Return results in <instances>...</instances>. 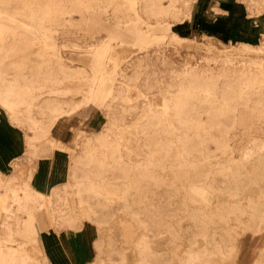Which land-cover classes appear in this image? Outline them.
<instances>
[{"label": "bare ground", "instance_id": "1", "mask_svg": "<svg viewBox=\"0 0 264 264\" xmlns=\"http://www.w3.org/2000/svg\"><path fill=\"white\" fill-rule=\"evenodd\" d=\"M190 1L0 0V134L8 136L0 137V151L31 149L13 155L10 176L0 170V264H50L41 233L64 238L71 264H264V138L251 133L250 122L252 115L264 125V43L196 41L187 46L195 52L174 60L173 28L190 18ZM244 1L248 16L264 10V0ZM76 9L79 23H63ZM99 9L103 21L123 30L129 24L135 41L129 53L110 32L84 51L85 69L60 55L77 39L58 28L78 30ZM88 32L97 36L93 27ZM166 37L172 55L156 80L158 58L138 56L152 42L160 49ZM14 95L20 98L7 100ZM83 109L99 111L104 125L93 135L67 127L79 149L69 157L73 166L61 185L37 191L31 181L39 158L53 160L69 147L54 127ZM151 115L158 121L150 124ZM235 121L249 134L237 155L228 138ZM212 140L215 157L207 149ZM119 163L135 171L113 167ZM164 203L182 210L162 214ZM86 223L95 226L88 229L96 252L90 260L76 236Z\"/></svg>", "mask_w": 264, "mask_h": 264}, {"label": "rangeland", "instance_id": "2", "mask_svg": "<svg viewBox=\"0 0 264 264\" xmlns=\"http://www.w3.org/2000/svg\"><path fill=\"white\" fill-rule=\"evenodd\" d=\"M190 2L192 3V10H191L192 12H191L190 18L187 20L186 23H182L179 25L176 24L173 28L174 29L173 36L177 39V44H176L177 49L175 51V54L174 55L170 54L172 53L171 51L172 47L168 45V37H166L165 43L163 41L161 42L160 49L158 48L157 45H155L156 43L152 42L150 46L148 45L147 50H145L143 54L141 53L138 56V57H141L143 55H146V56L151 55V57H153L154 59L158 58V62H157V59L153 61L154 67L151 73L153 77L154 71L157 70V73L155 75L156 80H158L160 77H163L164 66L162 62H163L164 57L168 59V54L172 55L173 59L178 61L177 59H179L180 56H183L184 54L188 53V51L195 52L194 48L191 47L190 49H187V46L194 44L196 41H201V42L208 41L210 44H213L214 46H218V47H220L221 45L229 44L227 40H231V43H235L234 42L235 40L231 38V35L233 33H231V35L228 34L229 26H226L225 22L224 24H220L221 21L223 23V21H227V20L230 21V19L232 20V17H230V10H229L230 7L229 6L240 7L241 12H243L244 14V19L246 20H251V22H253L252 21L253 19L255 20L256 17L258 18L256 23L253 22L254 24H256L254 25L255 30L253 29L255 33L254 32L249 33L250 35H248L247 37H251L252 35H254L250 43H253V44H257L260 42L264 43V10L262 11V13H260V15H258L259 17L252 16V15L248 16L247 15L248 10L246 8L247 5H246V1L244 0L243 1L242 0H191ZM162 5L167 6L168 0H162ZM217 7L219 8L218 12H216ZM1 11L3 12L2 9ZM237 11L231 14L233 16V20L237 18L236 16ZM102 15H103L102 9H99L98 11L90 10L88 13V22L86 23V25H81L80 29L77 30L75 28H70V29L58 28L59 33H61V31L62 32L65 31V32L70 33L74 39H77L74 45L61 47L60 52H59L60 55H62L63 57L65 56L67 58H70L71 60H74L78 64L86 65V67H83V66H79L76 64L79 67L88 69L87 65L89 64L90 55L84 53V51L90 50V48H96L97 46H99L100 43H102L105 39L109 37L110 32L119 34L120 36L113 37V38H118L119 40H122L125 43V44L122 43V47L125 48L127 52L131 53L130 52L131 46H132L131 43L135 41V35L134 33H131L130 25L129 24L126 25L125 30H123L119 27H116L115 23H111L114 21H103ZM94 17H96V21H92ZM65 18H67L68 21H62L63 23L68 22V23L76 24V23H79V19L81 18V13L77 9L74 11H69L66 14ZM18 22H21L25 25H29L28 21H18ZM260 23H262L263 25ZM152 24L153 26H155L154 23ZM11 26H15V24H12ZM92 27L95 33L94 35H97L96 37H88V36H91L88 30L91 31ZM232 28L235 33H241V32H244L243 30L249 29V25H244V28H240L237 25L236 26L232 25ZM258 31H260V33H256ZM197 34H200V35H197ZM256 35H258V38L256 37ZM24 37L26 38L28 37V39L34 38V36H31L28 33ZM247 39L248 38L246 39L243 38V40H247ZM49 41H59V39L56 36H52V38H50ZM169 66H170L169 63L165 64V71L167 67L169 68ZM209 66L211 69L216 68V64L213 61H209ZM24 83L25 82L23 80H20L21 85H23ZM48 90L52 91L53 89L49 88ZM19 98H20L19 96L14 95L12 97L7 98V100L14 102V101H17ZM242 109L243 108L239 109L238 111ZM230 116H233V115H230ZM250 117H251L250 122L253 124V130L251 133L260 135L261 137L264 138V125L260 124L258 120H256L252 115H250ZM157 118L158 116L151 115L149 117V123L151 124L152 122L154 123L157 122L158 121ZM104 122H105L104 117L96 109H93L92 111H89L88 109H83V110H80L77 114L73 115L71 119L68 120L65 124L64 122L58 123V125L54 127L53 135L58 136L61 141L67 142L69 144L68 145L69 147L67 148L68 150L55 152L57 153V155L61 156L62 158L61 162L64 163L65 170L73 166L72 160H69V157H71V155L74 154L72 152H76L79 150L75 142H73V140H70L73 132L70 129H67V127L69 126L70 127L71 126L81 127L87 132V135H93L92 134L93 130L100 129L104 125ZM62 126H65L64 130H61ZM242 130H243V127L239 125L238 123H236L235 121V129L230 128L229 134H228V138L230 141V147H232L235 150L234 154L236 155H237V150L240 147L241 143H243V141L249 135L247 134V132H244ZM18 132H20L21 134L20 136L23 139V136H24L23 131L18 129ZM26 133L29 135L31 134V132L29 131ZM0 137L2 139L6 138L4 140H7L8 138L5 132L1 133ZM215 148H216L215 142L213 140L210 141L209 146L207 148L209 155L213 157L216 156ZM47 149L48 148H46V150ZM21 151H26V152L21 153ZM21 151L20 153L17 151H13V155L19 154V156H21V155H30L31 153V149H28V148H25V150L24 148H21ZM120 153L122 152L116 151L113 153V155L119 156ZM40 159L43 160L45 158L40 157L39 160ZM113 167L115 168L118 167L120 168V170H122L123 168H127L129 173H133L135 171L134 164L132 163H128V164L119 163V164L113 165ZM9 174L11 175V173H8V174L6 173V175H9ZM135 179L136 178H134V180ZM149 182H150L149 178H145L141 180L142 185L149 183ZM161 190L164 191L163 196H165L166 194L164 193L168 190V186L162 187ZM178 210H182V207L178 205H168L164 203L163 209H160V212L162 214H169V213H174ZM88 229L95 230V226L86 223V225L82 226V228L79 231H77L76 236L77 238L84 237V240L86 241L88 245V249H89L87 260H90L93 257H95L96 252L95 250H93L92 245L90 243ZM256 244L259 245L260 242L258 241ZM250 245H251V236L248 235L244 241L242 252L245 253L246 249H248ZM257 245H255V247ZM254 253H255V249H253V252L251 254L253 255ZM252 255H249L248 258L249 259L252 258ZM28 264H32V263L28 262Z\"/></svg>", "mask_w": 264, "mask_h": 264}, {"label": "crops", "instance_id": "3", "mask_svg": "<svg viewBox=\"0 0 264 264\" xmlns=\"http://www.w3.org/2000/svg\"><path fill=\"white\" fill-rule=\"evenodd\" d=\"M230 10V17H232V20L230 19L227 21H221L220 24H226V26H229V35H231V38L236 41H249L251 42V37H247L250 35L249 33H253V29L255 28L253 22L251 20L244 19V14L241 12L240 7L237 6H229ZM238 10V11H237ZM237 11V18L239 21H241L242 25H249V29L243 30L244 32L241 33H235L232 25H235L233 21V16L231 15L233 12ZM238 21V20H237ZM253 21V20H252ZM229 24V25H228ZM262 24V23H260ZM237 25V24H236ZM235 25V26H236ZM243 25V26H244ZM263 25V24H262ZM244 28V27H240ZM255 30V29H254ZM246 32V33H245ZM235 33V34H234ZM255 33V32H254ZM260 33V31L256 32ZM228 35V36H229ZM259 35V34H258ZM258 35L256 37L258 38ZM230 37V36H229ZM248 38L247 40H243ZM254 40V39H253ZM231 41V40H230ZM57 154V153H56ZM54 159H40L37 163V172L34 175L31 185L34 189H36L39 192H42L44 194L49 193V191L52 189L53 186L59 185L65 180V166L64 163L61 162V156L56 155ZM13 157L12 152H1L0 151V170L4 171L5 173H10V167L8 165L9 161H11ZM62 236V235H61ZM40 237L43 242V247L50 259V264H71L70 259L68 258V255L66 253L65 245H64V238H58L54 233H41ZM91 255V254H90Z\"/></svg>", "mask_w": 264, "mask_h": 264}]
</instances>
